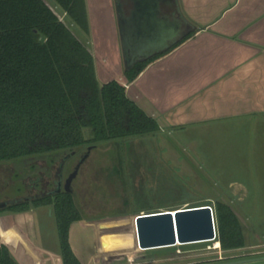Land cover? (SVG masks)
I'll return each instance as SVG.
<instances>
[{
  "label": "rangeland",
  "instance_id": "1",
  "mask_svg": "<svg viewBox=\"0 0 264 264\" xmlns=\"http://www.w3.org/2000/svg\"><path fill=\"white\" fill-rule=\"evenodd\" d=\"M45 1L89 47L82 29L53 0ZM105 1L93 3L94 12L102 11V17L108 9ZM88 131L85 129L86 136ZM178 134L159 130L97 144L91 150L72 183L82 219L71 225L70 243L82 264H215L264 256V148L209 146L207 139L193 145L191 131ZM88 146L83 145L70 157L63 180ZM31 160L0 162V202L30 193L24 191L21 181L30 183ZM41 160L44 158L34 162ZM242 179L260 193L245 195L226 187L229 180ZM32 200L26 201L31 208ZM217 201L230 204L238 215L243 248L223 250L215 248L213 241L145 250L137 246L136 215L203 204L215 213ZM9 206L0 210V224L13 226L12 217H3L11 211ZM35 209L38 213L30 221L34 242L60 250L52 205ZM245 264H264V260Z\"/></svg>",
  "mask_w": 264,
  "mask_h": 264
},
{
  "label": "trees",
  "instance_id": "2",
  "mask_svg": "<svg viewBox=\"0 0 264 264\" xmlns=\"http://www.w3.org/2000/svg\"><path fill=\"white\" fill-rule=\"evenodd\" d=\"M53 1L87 32L85 0ZM162 54L124 69V79L132 82ZM159 130L127 96L122 81H98L92 52L45 0H0V162L32 159L35 167L34 161L44 158L52 165L85 144ZM32 201L33 207H53L63 264H82L70 243L71 225L82 219L74 194L62 190ZM28 204L8 206L24 211ZM215 219L223 250L245 246L240 219L228 203L216 202ZM0 264H19L1 241Z\"/></svg>",
  "mask_w": 264,
  "mask_h": 264
},
{
  "label": "crops",
  "instance_id": "3",
  "mask_svg": "<svg viewBox=\"0 0 264 264\" xmlns=\"http://www.w3.org/2000/svg\"><path fill=\"white\" fill-rule=\"evenodd\" d=\"M94 1L103 0H85L88 31L81 32L101 84L119 79L161 131H191L193 145L207 139L209 146L264 148V0H178L197 29L130 83L123 76L115 0L105 1L106 20L102 11L94 12ZM171 24L177 29L176 21ZM226 187L245 195L259 192L244 179L229 180ZM38 207L3 216L14 225L1 222L0 241L19 264H63L59 249L34 242L30 221Z\"/></svg>",
  "mask_w": 264,
  "mask_h": 264
},
{
  "label": "water",
  "instance_id": "4",
  "mask_svg": "<svg viewBox=\"0 0 264 264\" xmlns=\"http://www.w3.org/2000/svg\"><path fill=\"white\" fill-rule=\"evenodd\" d=\"M115 5L124 69L168 51L197 29V25L181 11L178 0H115ZM175 21L178 23L177 29L171 24ZM93 148L94 146L90 145L82 153L75 169L66 178L64 186V162L76 151L62 157L54 188L2 201L0 209L62 190L73 193L72 182ZM212 209L209 205H201L137 215L134 219L136 244L139 249L145 250L147 247L172 246L178 241L182 244L211 241L217 237L215 213ZM259 260H264V256L215 264H245Z\"/></svg>",
  "mask_w": 264,
  "mask_h": 264
},
{
  "label": "flooded vegetation",
  "instance_id": "5",
  "mask_svg": "<svg viewBox=\"0 0 264 264\" xmlns=\"http://www.w3.org/2000/svg\"><path fill=\"white\" fill-rule=\"evenodd\" d=\"M78 153L75 152L74 155L71 156V158H73L74 156H76ZM82 155V154H81ZM80 155V156H81ZM80 156L78 158V161L80 159ZM70 157L64 162V166H63V173H64V169L65 166L67 164V162L71 159ZM62 159V158H61ZM57 161V164H50L48 163L46 160H42L41 162H37L36 161V165L35 167H29L28 169H30L29 171V179H30V183H27L25 181H21L23 183V189L24 191H28L30 193L26 194H33V193H37L40 192L42 190H46V189H51L54 188V182L56 181V174L58 173V166L60 164V161ZM78 161L76 163V165L78 164ZM76 165L74 166V168L72 169V171L75 169ZM81 167V166H80ZM80 170V169H79ZM70 171L68 173V175L72 172ZM79 172V171H78ZM50 173V174H49ZM67 175V177H68ZM78 175V174H77ZM66 177V178H67ZM66 178L62 181V186H64L65 180ZM76 178V177H75ZM75 180V179H74ZM73 180V181H74ZM73 183V182H72ZM73 189V188H72Z\"/></svg>",
  "mask_w": 264,
  "mask_h": 264
},
{
  "label": "bare ground",
  "instance_id": "6",
  "mask_svg": "<svg viewBox=\"0 0 264 264\" xmlns=\"http://www.w3.org/2000/svg\"><path fill=\"white\" fill-rule=\"evenodd\" d=\"M203 205H206V204H203ZM197 206H201V205H197ZM191 207H195V206H191ZM183 208H187V207H183ZM168 209H165V210H160V211H156V212H163V211H167ZM175 209H172L171 211H174ZM213 210V209H212ZM214 211V210H213ZM148 213H155V212H143V213H140L139 215H143V214H148ZM137 216V215H136ZM135 224V223H134ZM134 228H135V225H134ZM135 239H136V233H135ZM211 241H213V245L215 248H218L220 247V242L216 239V237L214 239H212ZM182 244L181 242H176V243H173L172 245H180ZM148 248H153V247H147Z\"/></svg>",
  "mask_w": 264,
  "mask_h": 264
}]
</instances>
